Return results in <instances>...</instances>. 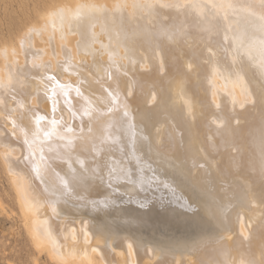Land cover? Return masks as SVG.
Instances as JSON below:
<instances>
[{"label": "bare ground", "instance_id": "obj_1", "mask_svg": "<svg viewBox=\"0 0 264 264\" xmlns=\"http://www.w3.org/2000/svg\"><path fill=\"white\" fill-rule=\"evenodd\" d=\"M51 1L0 42V162L37 253L264 264V0ZM39 115L64 139L33 159Z\"/></svg>", "mask_w": 264, "mask_h": 264}, {"label": "rangeland", "instance_id": "obj_2", "mask_svg": "<svg viewBox=\"0 0 264 264\" xmlns=\"http://www.w3.org/2000/svg\"><path fill=\"white\" fill-rule=\"evenodd\" d=\"M51 3V0H0V42L13 39L25 23L36 19ZM3 170L0 162V264H55L46 253L38 254L34 249Z\"/></svg>", "mask_w": 264, "mask_h": 264}, {"label": "snow or ice", "instance_id": "obj_3", "mask_svg": "<svg viewBox=\"0 0 264 264\" xmlns=\"http://www.w3.org/2000/svg\"><path fill=\"white\" fill-rule=\"evenodd\" d=\"M137 7H140V5H137ZM67 70V69H66ZM118 70V69H117ZM77 74H79V70H76ZM49 79L53 80L55 82L54 87L51 89L50 95L48 96V99L51 103L52 106V112H53V116H55L56 112H57V104H58V97L63 96L64 97V102L65 104L69 107V111L71 112L73 118H75L77 116V113L72 109L71 107V92L73 91L71 86H65L60 84L58 81H56L55 77L50 76ZM111 79V77H110ZM103 91L105 94H107L109 97L113 98V102L115 103V98L113 96V92L111 90L110 87H105L103 85H101ZM75 91V95L76 97H82V93L80 91L79 88L74 89ZM86 103H88L86 101ZM93 111V109L91 108V106L89 105L88 109L86 110L85 114L90 115L91 112ZM47 117L43 116V115H39L36 119V125H37V137L35 139L30 140L28 138L27 133H25L24 138H23V143L24 145L27 146L29 152L32 155V158L35 159V149L37 147L38 141H39V133L42 132L43 138L45 140H51L53 138H58V139H64V137L61 135L60 132V123L57 120H55L54 118L51 120V127L48 130H42L39 125L46 121ZM14 127H15V122H13ZM69 132L72 131L71 128L68 129ZM14 134V133H13ZM40 161L43 163L44 162V157L43 155L40 156ZM39 168L40 165L37 166V174H39ZM65 187L67 188V183L65 182ZM144 205L141 204V207H143Z\"/></svg>", "mask_w": 264, "mask_h": 264}]
</instances>
